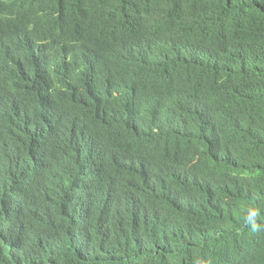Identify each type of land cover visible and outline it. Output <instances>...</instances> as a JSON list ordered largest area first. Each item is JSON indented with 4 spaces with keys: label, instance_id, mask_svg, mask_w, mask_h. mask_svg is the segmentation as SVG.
I'll use <instances>...</instances> for the list:
<instances>
[{
    "label": "trees",
    "instance_id": "1",
    "mask_svg": "<svg viewBox=\"0 0 264 264\" xmlns=\"http://www.w3.org/2000/svg\"><path fill=\"white\" fill-rule=\"evenodd\" d=\"M198 257L264 264V0H0V264Z\"/></svg>",
    "mask_w": 264,
    "mask_h": 264
},
{
    "label": "clouds",
    "instance_id": "2",
    "mask_svg": "<svg viewBox=\"0 0 264 264\" xmlns=\"http://www.w3.org/2000/svg\"><path fill=\"white\" fill-rule=\"evenodd\" d=\"M260 215V209L255 206L249 207L247 209L246 215L244 217V223L245 226L248 227L252 232L260 230V223L258 222ZM196 264H213V262L210 257H198L196 259Z\"/></svg>",
    "mask_w": 264,
    "mask_h": 264
}]
</instances>
